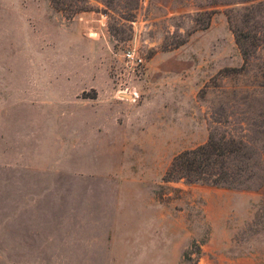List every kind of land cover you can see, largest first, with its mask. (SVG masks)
<instances>
[{
    "label": "rangeland",
    "instance_id": "obj_1",
    "mask_svg": "<svg viewBox=\"0 0 264 264\" xmlns=\"http://www.w3.org/2000/svg\"><path fill=\"white\" fill-rule=\"evenodd\" d=\"M68 1L0 0V264H264V0ZM210 134L246 188L161 180Z\"/></svg>",
    "mask_w": 264,
    "mask_h": 264
},
{
    "label": "trees",
    "instance_id": "obj_2",
    "mask_svg": "<svg viewBox=\"0 0 264 264\" xmlns=\"http://www.w3.org/2000/svg\"><path fill=\"white\" fill-rule=\"evenodd\" d=\"M80 1V0H79ZM56 11L75 13L83 11L76 2L68 0H49ZM259 7V4L256 5ZM255 7L245 10L242 22L254 19ZM234 40L241 46L243 36L233 29ZM264 42V41H263ZM257 45L254 44V47ZM244 57L249 54L242 51ZM264 69V68H263ZM248 147L240 140L225 135L210 134L205 143L175 155L163 175V182L184 180L186 183L206 184L213 187L230 189L246 188L247 183L256 178V170H260L259 162ZM264 182V177L259 179Z\"/></svg>",
    "mask_w": 264,
    "mask_h": 264
},
{
    "label": "built area",
    "instance_id": "obj_3",
    "mask_svg": "<svg viewBox=\"0 0 264 264\" xmlns=\"http://www.w3.org/2000/svg\"><path fill=\"white\" fill-rule=\"evenodd\" d=\"M124 61L134 67H140L142 65V59L135 55L132 51H126L123 53Z\"/></svg>",
    "mask_w": 264,
    "mask_h": 264
},
{
    "label": "crops",
    "instance_id": "obj_4",
    "mask_svg": "<svg viewBox=\"0 0 264 264\" xmlns=\"http://www.w3.org/2000/svg\"><path fill=\"white\" fill-rule=\"evenodd\" d=\"M25 158H27V159H25V162L23 164L28 167L27 169H31V171L34 170L38 166V164H40L41 162L46 163L48 161V160H46L47 158L44 159L43 157L37 158L40 161L34 160L32 158H29V157H25ZM47 163L52 165V162H50V161H48ZM64 173H65L64 171H58V175H60V176L64 175Z\"/></svg>",
    "mask_w": 264,
    "mask_h": 264
}]
</instances>
